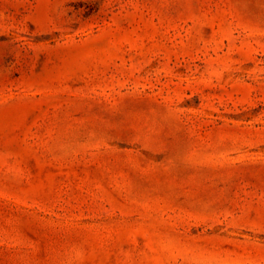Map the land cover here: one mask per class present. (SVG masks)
<instances>
[{
  "label": "rangeland",
  "instance_id": "374dc122",
  "mask_svg": "<svg viewBox=\"0 0 264 264\" xmlns=\"http://www.w3.org/2000/svg\"><path fill=\"white\" fill-rule=\"evenodd\" d=\"M0 264H264V0H0Z\"/></svg>",
  "mask_w": 264,
  "mask_h": 264
}]
</instances>
